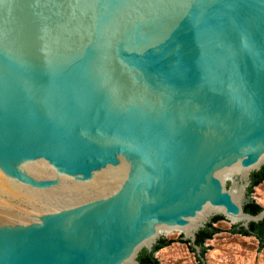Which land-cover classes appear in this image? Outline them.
Returning <instances> with one entry per match:
<instances>
[{"label": "water", "instance_id": "95a60500", "mask_svg": "<svg viewBox=\"0 0 264 264\" xmlns=\"http://www.w3.org/2000/svg\"><path fill=\"white\" fill-rule=\"evenodd\" d=\"M263 165L264 0H0V264L201 256Z\"/></svg>", "mask_w": 264, "mask_h": 264}, {"label": "rangeland", "instance_id": "374dc122", "mask_svg": "<svg viewBox=\"0 0 264 264\" xmlns=\"http://www.w3.org/2000/svg\"><path fill=\"white\" fill-rule=\"evenodd\" d=\"M233 190L236 191V188ZM249 198L264 208V181L254 188ZM217 215L221 214H213L206 223ZM222 217L214 224L220 232L205 243L208 247L204 257L206 264H264V246L258 237L234 232L238 223L226 215ZM162 238L170 244L155 253L161 264H199L197 252L185 242L184 233H167Z\"/></svg>", "mask_w": 264, "mask_h": 264}, {"label": "trees", "instance_id": "16d2710c", "mask_svg": "<svg viewBox=\"0 0 264 264\" xmlns=\"http://www.w3.org/2000/svg\"><path fill=\"white\" fill-rule=\"evenodd\" d=\"M250 180L251 182L247 190L248 197L251 195L254 188L264 181V165L259 170H254L251 173ZM244 209L246 212L257 214L264 208L250 198V201L245 204ZM221 218H223L221 215L213 217L205 227L197 232L196 244L201 246V256L197 255L199 264H206L204 257L208 247L205 246V243L208 239L213 238L216 233L220 232V229L214 224ZM234 232L242 233L244 235H254L258 237L261 241V245L264 246V219L259 222H251L249 229L239 227V224H237L235 225ZM185 242L190 243L192 250L196 251L190 240H185ZM169 244V241L162 238L154 245L152 251H149L147 248L142 249L138 256L139 264H161L159 259L155 256V253Z\"/></svg>", "mask_w": 264, "mask_h": 264}]
</instances>
